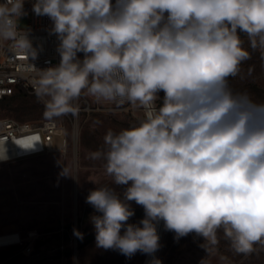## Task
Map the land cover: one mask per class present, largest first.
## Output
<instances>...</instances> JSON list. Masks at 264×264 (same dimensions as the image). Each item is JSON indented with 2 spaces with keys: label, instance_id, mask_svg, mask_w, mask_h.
<instances>
[{
  "label": "clouds",
  "instance_id": "1",
  "mask_svg": "<svg viewBox=\"0 0 264 264\" xmlns=\"http://www.w3.org/2000/svg\"><path fill=\"white\" fill-rule=\"evenodd\" d=\"M24 4L0 3V41L35 51ZM31 11L59 41V63L35 83L49 110L74 112L86 93L142 112L91 154L114 185L86 197L97 248L159 264L161 221L174 239L212 244L223 229L237 253L264 243V103L229 80L249 58L241 34L264 50V0H33Z\"/></svg>",
  "mask_w": 264,
  "mask_h": 264
},
{
  "label": "rangeland",
  "instance_id": "2",
  "mask_svg": "<svg viewBox=\"0 0 264 264\" xmlns=\"http://www.w3.org/2000/svg\"><path fill=\"white\" fill-rule=\"evenodd\" d=\"M19 25L27 27L28 20L21 18ZM241 40L249 58L241 63L239 74L229 78L230 86L264 103V50L253 49L245 34ZM73 103L74 112H53L36 94H14L0 101V118L55 119L64 126L65 134L62 151L1 165L0 235L18 232L26 236L36 231L38 239L30 255L18 246L0 247V264H141L145 256L137 252L127 258L118 251L97 248L89 220L93 209L85 202L95 186H114L103 159H93L91 154L103 149L109 129L129 127L142 112L129 104L116 107L86 93ZM132 208L135 215L129 222L135 223L143 218L144 210L134 202ZM174 237L167 230L157 257L159 264H264V243L255 244L250 253H237L223 229L217 231L216 244L195 233Z\"/></svg>",
  "mask_w": 264,
  "mask_h": 264
},
{
  "label": "built area",
  "instance_id": "3",
  "mask_svg": "<svg viewBox=\"0 0 264 264\" xmlns=\"http://www.w3.org/2000/svg\"><path fill=\"white\" fill-rule=\"evenodd\" d=\"M32 2L25 0L24 8L28 15L22 18L28 20V25H19V29L22 32L26 28L30 30L28 39L36 52L19 47L12 41H0V101L14 94H36L35 83L41 70L60 61L56 50L59 41L49 33L51 21L46 16H36L31 11ZM115 105L120 108L125 104ZM62 129L61 123L50 118L25 121L0 118V167L7 162L62 151L53 145ZM7 234L16 235L15 240L9 239L10 243L0 247L18 246L26 255L33 253L38 239L36 231H29L26 236L18 232Z\"/></svg>",
  "mask_w": 264,
  "mask_h": 264
},
{
  "label": "bare ground",
  "instance_id": "4",
  "mask_svg": "<svg viewBox=\"0 0 264 264\" xmlns=\"http://www.w3.org/2000/svg\"><path fill=\"white\" fill-rule=\"evenodd\" d=\"M53 145H54L55 148H63L64 147V145H65L64 129H62L59 132V135L56 137ZM157 231H158V234L160 236V241H159L160 247L154 254V257L156 259H157L158 255H159L160 251H161L162 245L164 244L163 242H164V239H165V236H166V232H167L163 221H161L158 224ZM15 238H16V235H10V234L0 235V240L3 241V242H0V246L10 243L11 240H9V239L15 240ZM152 260H153V256H149V255L145 254L141 264H151Z\"/></svg>",
  "mask_w": 264,
  "mask_h": 264
},
{
  "label": "trees",
  "instance_id": "5",
  "mask_svg": "<svg viewBox=\"0 0 264 264\" xmlns=\"http://www.w3.org/2000/svg\"><path fill=\"white\" fill-rule=\"evenodd\" d=\"M6 99V98H5Z\"/></svg>",
  "mask_w": 264,
  "mask_h": 264
}]
</instances>
